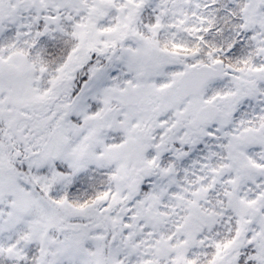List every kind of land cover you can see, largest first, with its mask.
Segmentation results:
<instances>
[{
  "label": "snow or ice",
  "instance_id": "1",
  "mask_svg": "<svg viewBox=\"0 0 264 264\" xmlns=\"http://www.w3.org/2000/svg\"><path fill=\"white\" fill-rule=\"evenodd\" d=\"M0 264H264V0H0Z\"/></svg>",
  "mask_w": 264,
  "mask_h": 264
}]
</instances>
